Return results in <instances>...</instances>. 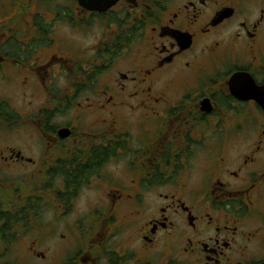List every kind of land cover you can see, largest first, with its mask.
Returning a JSON list of instances; mask_svg holds the SVG:
<instances>
[{"label":"flooded vegetation","instance_id":"flooded-vegetation-1","mask_svg":"<svg viewBox=\"0 0 264 264\" xmlns=\"http://www.w3.org/2000/svg\"><path fill=\"white\" fill-rule=\"evenodd\" d=\"M6 8L0 264H264V0Z\"/></svg>","mask_w":264,"mask_h":264},{"label":"rangeland","instance_id":"rangeland-1","mask_svg":"<svg viewBox=\"0 0 264 264\" xmlns=\"http://www.w3.org/2000/svg\"><path fill=\"white\" fill-rule=\"evenodd\" d=\"M11 3V0H0V12H7L9 8H6ZM61 3V2H60ZM6 78L5 81L0 80V99H8L12 107L14 108L15 111L18 112V106L16 102L12 101V98L16 100V94L19 93V86L17 84V81L13 79L15 78L16 74L14 71H5L4 72ZM11 77V79H10ZM4 129L3 126L0 125V146L4 144L3 140H12L11 138L19 135V129L16 131H11L9 133V136L6 135L5 133L1 130ZM27 131L29 130L28 127H26ZM18 139H14L12 141H16ZM8 174L9 177H12L14 172H9ZM12 174V175H11ZM18 173L15 175L17 176ZM7 176V177H8ZM28 230H24V233L22 231H19L18 239L14 242V244L9 245L8 248V256H7V261L9 262H19L20 264H43V263H37L35 259H31L30 257H27V251L28 247L32 243V240L34 238L33 233L27 234ZM28 235V236H26ZM38 247L40 251L46 252V249L48 247L47 240L45 239L44 242L41 244H38Z\"/></svg>","mask_w":264,"mask_h":264},{"label":"water","instance_id":"water-1","mask_svg":"<svg viewBox=\"0 0 264 264\" xmlns=\"http://www.w3.org/2000/svg\"><path fill=\"white\" fill-rule=\"evenodd\" d=\"M78 5L87 11L103 13L113 7L118 0H76ZM251 99L255 100L264 109V87L263 91L253 94Z\"/></svg>","mask_w":264,"mask_h":264},{"label":"trees","instance_id":"trees-1","mask_svg":"<svg viewBox=\"0 0 264 264\" xmlns=\"http://www.w3.org/2000/svg\"><path fill=\"white\" fill-rule=\"evenodd\" d=\"M19 218H17V216L15 217V220H18ZM7 264H10V263H7Z\"/></svg>","mask_w":264,"mask_h":264}]
</instances>
